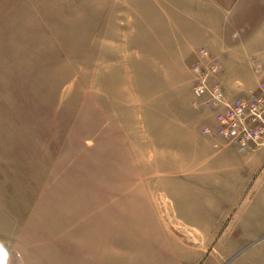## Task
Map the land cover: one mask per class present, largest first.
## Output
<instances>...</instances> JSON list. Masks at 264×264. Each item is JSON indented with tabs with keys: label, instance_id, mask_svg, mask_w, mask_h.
Masks as SVG:
<instances>
[{
	"label": "rangeland",
	"instance_id": "rangeland-1",
	"mask_svg": "<svg viewBox=\"0 0 264 264\" xmlns=\"http://www.w3.org/2000/svg\"><path fill=\"white\" fill-rule=\"evenodd\" d=\"M231 3L0 0L3 264H161L173 247L198 250L195 264H264V209L248 218L244 196L215 211L210 248L160 224L180 138L215 126L192 90L191 65L209 50L192 32L206 4ZM250 58L218 79L228 94L264 80Z\"/></svg>",
	"mask_w": 264,
	"mask_h": 264
},
{
	"label": "crops",
	"instance_id": "crops-1",
	"mask_svg": "<svg viewBox=\"0 0 264 264\" xmlns=\"http://www.w3.org/2000/svg\"><path fill=\"white\" fill-rule=\"evenodd\" d=\"M230 1L234 3L227 10L216 11L206 4L207 10L199 16L207 19L192 32L193 39L206 44L218 58L221 69L217 79L223 77L227 81L233 80L250 64L252 54L259 62L257 70H260L261 63L264 64V0ZM229 89L233 94L238 93L235 84ZM210 124H215L213 118ZM202 128L201 125L198 133L191 137L183 135L178 142L177 175L175 179L169 178V182L175 184L165 187L167 200L163 197L165 201L160 205L162 218L168 220L162 219L160 224L186 225L193 233L187 239L201 241L204 248H210L220 224L215 215L218 207L228 208L224 214L226 217L233 203L244 196V200L251 203L245 213L248 218L264 209V183L261 182L264 147L242 153L206 135ZM221 184L225 186L221 193L229 194L230 205L226 206L224 201H217L218 197H215ZM200 258L198 250L185 252L184 248L173 247L163 252L161 264H195Z\"/></svg>",
	"mask_w": 264,
	"mask_h": 264
},
{
	"label": "built area",
	"instance_id": "built-area-1",
	"mask_svg": "<svg viewBox=\"0 0 264 264\" xmlns=\"http://www.w3.org/2000/svg\"><path fill=\"white\" fill-rule=\"evenodd\" d=\"M220 69L206 47L198 50L191 65L196 104L209 110L215 122L205 133L242 153L263 148L264 80L244 94L230 95L217 79Z\"/></svg>",
	"mask_w": 264,
	"mask_h": 264
},
{
	"label": "bare ground",
	"instance_id": "bare-ground-1",
	"mask_svg": "<svg viewBox=\"0 0 264 264\" xmlns=\"http://www.w3.org/2000/svg\"><path fill=\"white\" fill-rule=\"evenodd\" d=\"M6 252L7 251L5 250V248H3V246L0 245V264H3V262L5 261L4 258L7 255Z\"/></svg>",
	"mask_w": 264,
	"mask_h": 264
}]
</instances>
